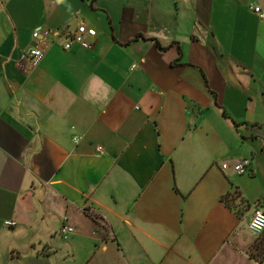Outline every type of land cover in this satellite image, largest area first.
Returning a JSON list of instances; mask_svg holds the SVG:
<instances>
[{
  "label": "crops",
  "instance_id": "1",
  "mask_svg": "<svg viewBox=\"0 0 264 264\" xmlns=\"http://www.w3.org/2000/svg\"><path fill=\"white\" fill-rule=\"evenodd\" d=\"M252 5L264 0H0V264L112 249L125 264L264 262L248 229L264 204ZM80 24L97 29L92 47L66 49Z\"/></svg>",
  "mask_w": 264,
  "mask_h": 264
},
{
  "label": "built area",
  "instance_id": "2",
  "mask_svg": "<svg viewBox=\"0 0 264 264\" xmlns=\"http://www.w3.org/2000/svg\"><path fill=\"white\" fill-rule=\"evenodd\" d=\"M260 18L264 19V8L262 5H252L250 7ZM45 35H49L50 31L45 30ZM97 35V29L93 26L86 24H80L71 33L67 42L64 44L66 49L71 48L74 44H77L83 48H91L93 45V39ZM33 38L35 44L31 47L29 51V59L31 67L34 68L40 60L44 57L45 51L43 50L41 43L43 42L41 28L36 29L33 32ZM252 166V161L250 158H243L235 164V170L239 175L247 174L250 172ZM7 225H15L16 222L13 220H7ZM249 231L260 236L264 233V204H259L255 207L253 215L248 224ZM75 231V228L70 224L68 216L64 217V223L61 226L60 233L64 239H67L70 234ZM261 264H264L261 263Z\"/></svg>",
  "mask_w": 264,
  "mask_h": 264
},
{
  "label": "rangeland",
  "instance_id": "3",
  "mask_svg": "<svg viewBox=\"0 0 264 264\" xmlns=\"http://www.w3.org/2000/svg\"><path fill=\"white\" fill-rule=\"evenodd\" d=\"M70 257H72V255ZM98 260H100L99 264H125L122 254L116 252L114 249H112L108 254L104 256L97 255L94 259V264Z\"/></svg>",
  "mask_w": 264,
  "mask_h": 264
},
{
  "label": "trees",
  "instance_id": "4",
  "mask_svg": "<svg viewBox=\"0 0 264 264\" xmlns=\"http://www.w3.org/2000/svg\"><path fill=\"white\" fill-rule=\"evenodd\" d=\"M138 39V37L137 38H135V39H133L132 41H135V40H137ZM157 43H158V45L161 47V44H160V42L159 41H157ZM228 197H229V194H226V195H224V196H222L221 197V199L222 200H226V203L229 205V203H228ZM263 236H264V233H263ZM264 253V247L263 248H261V250L259 251V254H263Z\"/></svg>",
  "mask_w": 264,
  "mask_h": 264
}]
</instances>
